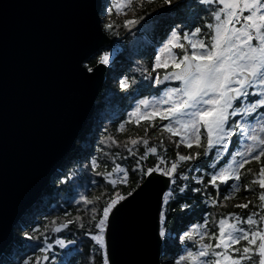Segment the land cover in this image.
Wrapping results in <instances>:
<instances>
[{"label": "trees", "instance_id": "16d2710c", "mask_svg": "<svg viewBox=\"0 0 264 264\" xmlns=\"http://www.w3.org/2000/svg\"><path fill=\"white\" fill-rule=\"evenodd\" d=\"M132 2L124 9L110 0L104 7L110 17L103 19L104 31L122 40L86 63L92 69L111 56L96 112L77 149L16 226L0 264H108L106 218L153 171L171 177L161 212L162 264H222V258L258 264L259 253L247 235L261 230L264 218L261 77L243 85L230 104L225 139L202 126L184 133L181 123L173 126L175 106L166 95L191 93L197 86L193 81L183 89L171 71L197 51L198 66L209 73L210 85L220 88L218 52L228 47V38L234 44L238 37L227 32L224 16L216 17L219 5L204 0ZM125 10L135 12L131 23ZM225 36L219 46L216 41ZM225 223L238 229L226 246ZM64 225L65 230L57 229ZM188 230L204 245L182 240Z\"/></svg>", "mask_w": 264, "mask_h": 264}, {"label": "water", "instance_id": "95a60500", "mask_svg": "<svg viewBox=\"0 0 264 264\" xmlns=\"http://www.w3.org/2000/svg\"><path fill=\"white\" fill-rule=\"evenodd\" d=\"M103 9L104 0H0V258L96 112L108 66L89 69L86 63L122 40L104 31ZM198 68L187 54L171 75L183 82ZM237 77L244 85L255 79L241 70L229 82ZM237 98L229 89L222 101ZM227 122L224 117L218 126ZM170 186L171 177L153 171L112 209L108 264H162L161 212ZM259 252L264 264V237Z\"/></svg>", "mask_w": 264, "mask_h": 264}, {"label": "rangeland", "instance_id": "374dc122", "mask_svg": "<svg viewBox=\"0 0 264 264\" xmlns=\"http://www.w3.org/2000/svg\"><path fill=\"white\" fill-rule=\"evenodd\" d=\"M118 1L124 9L133 3V0ZM109 2L110 0H105L104 7ZM204 2L219 5V8L215 11L216 17L224 16V22H226L224 26L226 28L229 26L227 32H232L233 36L238 37L235 39L236 42L234 44L228 38V47L218 52V60L221 61L220 70L224 73L222 85L220 88L211 86L209 83V73L199 67L197 73L182 82V88L184 89L186 85L188 88L189 84H192L194 81L197 87L194 91L192 90L193 92L183 95L177 91H172L167 93L166 98L169 103H173L175 106V111L172 113L174 116L173 126L176 123H181L183 125L182 130L188 134H194L202 126V128L207 129L209 132L217 134L220 140H222L228 136L229 130L226 129V126L219 127L218 122L224 117L228 118L230 113V105L223 103L222 96L229 89H236L239 94L244 88V84L238 77L234 83L229 82V77L237 75L241 70H248L254 73L257 78L260 75V80L264 84V3L262 0H204ZM134 13L133 10L124 11L123 17L128 20L127 23L133 21ZM258 13H262L261 16H257ZM103 15L106 17L103 18L105 19L104 22L110 19L108 14ZM230 28L232 29L231 31ZM237 29H240V31ZM149 35L153 38L156 36V33L149 32ZM226 36L218 38L216 42L219 46L223 42H226ZM179 49L184 50L183 44L179 45ZM190 54L197 61L199 60V52L192 51ZM101 62L108 66L111 62V56L105 55ZM140 104L144 108V105H147V101L144 100ZM160 108L162 109V107ZM253 147L255 145L250 144L249 150L253 149ZM108 217L109 215L106 218L105 231ZM237 231L238 229L235 231V228L230 223L223 225V232L227 234V237L223 239L224 246L229 245L230 242L233 243L230 236L232 237V234ZM160 234L162 238L165 237V231L162 228L160 229ZM189 235L195 236L194 233L188 230L182 235V240H187ZM249 236L250 234L247 235L248 240L254 244L256 252L259 253L258 264H261L259 248L264 237V218L262 229L256 228L252 232V237L250 238ZM223 263L224 258H222ZM224 264L236 263L228 261Z\"/></svg>", "mask_w": 264, "mask_h": 264}, {"label": "flooded vegetation", "instance_id": "af4514ba", "mask_svg": "<svg viewBox=\"0 0 264 264\" xmlns=\"http://www.w3.org/2000/svg\"><path fill=\"white\" fill-rule=\"evenodd\" d=\"M229 105H230V104H229ZM141 107H142V106H141ZM228 123H229V122H227V124H228ZM227 124H226V125H227ZM226 125H225V126H226ZM195 237H196V236H195ZM196 238H197V237H196ZM198 243H199V239L197 238L196 243H193V245H196V244H198Z\"/></svg>", "mask_w": 264, "mask_h": 264}, {"label": "bare ground", "instance_id": "6f19581e", "mask_svg": "<svg viewBox=\"0 0 264 264\" xmlns=\"http://www.w3.org/2000/svg\"><path fill=\"white\" fill-rule=\"evenodd\" d=\"M168 191H169V190H168ZM168 191H167V192H168ZM164 198H165V197H164ZM164 201H165V199H164ZM163 205H164V204H163ZM162 208H163V207H162Z\"/></svg>", "mask_w": 264, "mask_h": 264}]
</instances>
